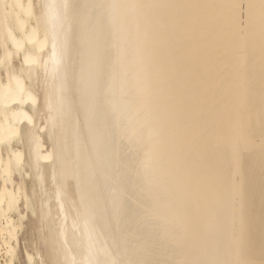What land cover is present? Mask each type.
Listing matches in <instances>:
<instances>
[{
  "label": "bare ground",
  "instance_id": "6f19581e",
  "mask_svg": "<svg viewBox=\"0 0 264 264\" xmlns=\"http://www.w3.org/2000/svg\"><path fill=\"white\" fill-rule=\"evenodd\" d=\"M38 4L0 0L7 264L29 179L43 264H264V0Z\"/></svg>",
  "mask_w": 264,
  "mask_h": 264
},
{
  "label": "rangeland",
  "instance_id": "374dc122",
  "mask_svg": "<svg viewBox=\"0 0 264 264\" xmlns=\"http://www.w3.org/2000/svg\"><path fill=\"white\" fill-rule=\"evenodd\" d=\"M34 3H35L36 11L38 14L40 12L39 9H41L40 8L41 6L38 4V0H34ZM15 61H16L15 63H18L17 60ZM3 153L5 154V149L3 150ZM15 179H16V182H21V178L19 177L18 174L15 175ZM26 183H27L26 187L28 188L26 193L27 195L29 194V197L31 196V198L34 197L37 199V200L35 199V203L39 209L37 210L36 208L34 212L35 214L30 209L28 208L26 209L25 199L22 198L24 200L21 199L19 203V212L21 213L22 216L23 215L25 216H23V219H19L18 213H12L13 215L12 217H14L16 221H18V225L20 226L18 229L19 231L18 242L17 243L15 242L17 246L14 245L16 246V250H17L15 254V258H14V261H15L14 264H43L44 262V259H43L44 258V237L42 235L43 230H40L43 228H41L42 225H40V223L42 222H41V217H40V211H39L40 205H39V200H38L40 197L39 195L40 191H39V187H37L38 185L31 183L30 179L27 180ZM0 184H1V179H0ZM38 223H39V226H38ZM2 245L3 243L1 242V236H0V247H1L0 248V260L3 264H7L9 258L5 255ZM30 255L32 258L34 256V259L32 261L29 260L28 258Z\"/></svg>",
  "mask_w": 264,
  "mask_h": 264
}]
</instances>
